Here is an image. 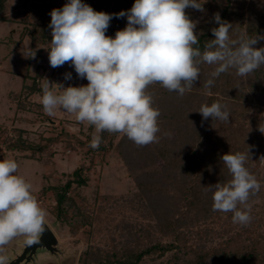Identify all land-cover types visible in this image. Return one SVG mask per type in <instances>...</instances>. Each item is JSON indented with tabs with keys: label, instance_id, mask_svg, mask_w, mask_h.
I'll return each mask as SVG.
<instances>
[{
	"label": "rangeland",
	"instance_id": "1",
	"mask_svg": "<svg viewBox=\"0 0 264 264\" xmlns=\"http://www.w3.org/2000/svg\"><path fill=\"white\" fill-rule=\"evenodd\" d=\"M48 1L53 9L62 8L69 2ZM244 1L246 9L250 5L264 13V0ZM37 2L39 0H28L27 5L23 6L17 0L9 1L4 14L9 21H0V160L17 161V174L33 185V194L48 213L47 224L57 237L61 251L59 256L39 254L32 264H80L81 254L89 246L101 249L102 253L119 250L130 239V232L134 233L139 228L147 229L150 234V238L144 240L143 244L173 241L169 229L159 230L158 224L167 215H175L181 219V213L186 212L179 190L181 177L177 172V165L166 162L161 157L162 153L159 155V151L169 147L175 148L177 153L181 152L182 133L179 137L178 123L173 118L184 117L186 112L198 114L201 105L206 103L210 95L209 91L201 87L200 80L195 83L197 87L186 92L183 97L173 92L171 105L160 107L157 143L138 147L124 134L111 137L103 132L100 134L103 136L101 145L98 149H92L89 145L95 129L87 122H77L73 115L63 110L51 116L46 114L39 94L23 93L17 98L14 97L21 91L23 82L32 84V78L24 79L27 72L34 76L41 75L39 86L43 88L48 80L57 93L60 89L55 84L78 87L88 83L86 79L77 76L74 67L69 63L57 68L50 66L47 50L50 42L36 45L32 49L30 40L24 37L26 20L30 25L35 20L32 6ZM124 2L103 0V4L109 6V12H114L119 3L122 5ZM134 2H128L126 7L131 9ZM201 2L217 3L218 0H200ZM200 20L198 18L196 21L199 23ZM126 25H115V28L117 31L122 30ZM18 41L20 45H17ZM255 47H264V40L260 46ZM33 52L35 58L30 57ZM255 71L261 72L259 80L263 84L262 91L252 94L249 85L255 82ZM255 71L242 78L243 87L247 91V99L243 103L247 111L232 119L233 128L238 129L241 125L238 130L241 129L243 134L256 141L254 154L245 164L261 184L260 191L248 201L252 220L248 225L242 226L233 223V213L212 210V191L205 187L227 183L232 178L228 172L221 175L215 173L200 187L199 207L193 210L187 223L179 227L181 232L186 233V244L196 249L215 248L236 236L240 242L244 240L251 247L258 245L264 252V160H261L264 157V133L259 130L264 128V65ZM65 73H71L72 79L66 80ZM158 100L159 97H153V106L165 103ZM165 117L170 118L163 122ZM186 129L188 131L187 127ZM20 130L23 131L21 134ZM19 135L33 144H45L46 140L53 138H59V141L32 158L29 152L9 147V142L16 140ZM189 140L190 136L185 138V141L190 142ZM78 168H83L89 177L88 185L82 187L80 195L76 196L78 204L85 211L84 220L87 224L81 225L77 233L73 234L67 224L60 223L52 215L55 200L49 188L66 182ZM139 183L143 189L139 188ZM147 202L153 204V207ZM24 240V237L13 239L0 250V255L6 256L8 261L15 259L22 253ZM172 254L173 252L167 253L161 258L147 257L142 264H171L169 260Z\"/></svg>",
	"mask_w": 264,
	"mask_h": 264
},
{
	"label": "clouds",
	"instance_id": "2",
	"mask_svg": "<svg viewBox=\"0 0 264 264\" xmlns=\"http://www.w3.org/2000/svg\"><path fill=\"white\" fill-rule=\"evenodd\" d=\"M188 8L204 11L200 0H135L127 12L114 14L127 17L126 27L116 31L114 38L106 35L113 15L95 11L82 0H69L53 9L49 64L57 68L69 63L88 83L78 87L55 84L60 89L57 93L47 80L40 97L44 112L51 116L63 110L77 122L94 127L92 149L99 148L100 134L105 131L124 134L143 147L159 142L160 111L153 107L147 91L150 86L158 83L183 97L200 78L201 63L217 65L213 78L229 69L244 77L264 65V47H255L264 35L232 39V24L219 13L214 15L219 27L211 29L215 38L201 51L195 33L198 22L186 14ZM30 57L35 58V52ZM64 78L71 80V73ZM214 83L210 78L204 87L210 89ZM198 112L205 120L229 121L227 106L219 102L203 104ZM259 130L264 133V128ZM249 158V148L224 154L222 161L232 178L205 187L212 191V210L233 213V223L242 226L251 222L248 201L261 188L245 166ZM18 169L16 160H0V250L17 237H24L26 245L35 244L46 228L48 213ZM0 264H8L6 256L0 255Z\"/></svg>",
	"mask_w": 264,
	"mask_h": 264
},
{
	"label": "trees",
	"instance_id": "3",
	"mask_svg": "<svg viewBox=\"0 0 264 264\" xmlns=\"http://www.w3.org/2000/svg\"><path fill=\"white\" fill-rule=\"evenodd\" d=\"M11 0H0V21L8 22L9 19L4 15L7 3ZM23 6L27 5L28 0H17ZM125 4L119 3V7L114 12H109L108 7L103 4V0H82L91 6L95 11H102L113 15L110 21V26L107 29V36L114 38L116 33L115 25H126L127 17L116 18L114 14L121 11L127 12V3H133L134 0H124ZM204 11L188 8L186 14L194 21L201 18L195 33L199 38V47L203 51L204 45L208 40L214 39L211 29L219 27L214 20V15L219 13L222 20L232 24L230 37L232 39H239L242 35L249 37L264 35V13L258 12L253 6L249 5L246 9V2L244 0H218L217 3L201 2ZM53 5L48 0H39L32 6L34 13V22L26 20L23 35L30 40V46L33 49L36 45L48 44L51 39V29L49 24L51 22L50 12L53 10ZM26 28V29H25ZM259 41L257 45L260 46ZM20 41L17 42V45ZM20 45V44H19ZM200 78L197 81L204 83L208 79H214L215 83L210 89V93L206 103L209 106L213 102H219L227 106L230 113L229 121L222 122L213 120L209 117L205 120L200 113H185L184 117H174L178 123L179 137L182 133L183 149L180 153L175 152V148H163L159 151V155L165 159L166 162H172L177 165V172L180 179V192L184 201L185 213H181L183 218H177L175 215H167L159 222V230L164 228L169 229L172 238L171 242H156L143 244L144 240L150 238L149 231L145 228H139L136 232H130V239H127L125 244L119 250L103 252L102 250L89 246L80 257V264H142L147 257H164L167 253L173 252L169 262L171 264H264V252L258 245L248 246L245 242L238 240L236 236L224 241L218 247L204 249H196L186 244V233L181 232L179 227H183L187 219L192 215L194 209L199 207L200 187L202 183L211 178L215 173L225 174L229 172L226 165L222 161V156L229 152L235 154L236 152H247L254 154L256 141L253 137L243 134V131L238 130L241 128H233L232 121L237 114L246 113V106L243 104L247 99V91L243 87L242 78L236 74L235 69H229L227 72L220 74L218 77H211V73L215 70L217 65H209L201 63ZM254 83H250L249 88L253 93L262 91V80L259 78L260 71H255ZM30 77L33 82L27 85L23 82L22 89L14 97L27 93V95L39 94L42 95V88L39 86L38 81L41 75H31L27 72L24 79ZM264 78V77H263ZM195 83H198V82ZM194 87H197L194 84ZM193 87V88H194ZM152 98L159 97L165 103L155 104L153 107L165 108L170 104V98L173 96L174 91H169L162 87L160 84H154L147 90ZM15 98V99H16ZM158 100V101H160ZM167 101V102H166ZM18 104V108H19ZM160 105V106H159ZM22 106V105H21ZM242 109V110H241ZM170 111V110H169ZM171 113V112H170ZM236 114V115H234ZM165 116V115H164ZM174 116V115H173ZM240 116V115H239ZM161 117V116H159ZM170 117H165L160 120L165 122ZM233 119V120H232ZM167 123V122H166ZM165 123V124H166ZM188 124H191L188 126ZM232 125V126H231ZM236 126V125H235ZM182 127V128H181ZM188 128V131L186 129ZM190 127V128H189ZM181 128V129H180ZM186 129V131H185ZM23 131L20 130V134ZM104 133L109 134L111 137H117V133ZM190 136V142L185 141V138ZM103 138V136H102ZM59 141V138L46 140L45 144H33L32 142L24 139L21 135L16 140L9 142V147L13 150H20L22 152L31 153V157L35 158L37 154L45 152L52 144ZM186 142V143H185ZM112 143V142H110ZM112 145V144H111ZM165 145V144H164ZM167 146V145H165ZM178 148V147H177ZM176 153V154H175ZM89 177L85 174L83 168L76 169L67 179L66 182L58 186L50 187L53 194L55 204L52 208V215L62 224H67L71 228V232L76 234L81 225H86L85 211L78 204L76 196L80 195V189L88 185ZM140 189H143L142 184H138ZM144 202V201H142ZM146 202V201H145ZM150 207L153 204L147 202ZM166 218V219H165ZM161 219V218H159Z\"/></svg>",
	"mask_w": 264,
	"mask_h": 264
},
{
	"label": "water",
	"instance_id": "4",
	"mask_svg": "<svg viewBox=\"0 0 264 264\" xmlns=\"http://www.w3.org/2000/svg\"><path fill=\"white\" fill-rule=\"evenodd\" d=\"M60 253L59 241L46 223L45 232L42 234L39 242L32 245L24 244L22 253L17 255L15 259L8 261V264H32L35 263L39 254L59 256Z\"/></svg>",
	"mask_w": 264,
	"mask_h": 264
}]
</instances>
